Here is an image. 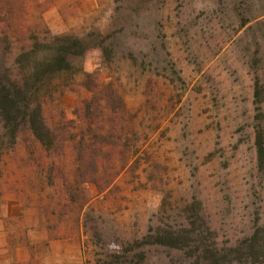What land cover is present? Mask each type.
I'll return each mask as SVG.
<instances>
[{"label": "rangeland", "instance_id": "obj_1", "mask_svg": "<svg viewBox=\"0 0 264 264\" xmlns=\"http://www.w3.org/2000/svg\"><path fill=\"white\" fill-rule=\"evenodd\" d=\"M36 1L38 36L89 37L78 65L122 97L132 155L104 191L70 195L47 178L67 150H36L38 175L29 140L0 128V264H264L249 246L264 226V36L258 49L237 8L258 0ZM90 95L43 100L45 120L84 128Z\"/></svg>", "mask_w": 264, "mask_h": 264}, {"label": "trees", "instance_id": "obj_2", "mask_svg": "<svg viewBox=\"0 0 264 264\" xmlns=\"http://www.w3.org/2000/svg\"><path fill=\"white\" fill-rule=\"evenodd\" d=\"M237 8L239 17L250 13L240 25L253 21L249 28H254L259 49V39L264 36V0L253 5L238 3ZM45 9L36 0H0V128L3 137L8 136L14 146L29 140L34 150L28 152V157L35 163L36 174L46 175L44 157L36 150L65 149L70 160H52L47 178L56 171L70 195H74L76 184L78 192L83 191L84 195L88 185L102 192L131 159L132 149L124 144L121 124L126 118L125 106L111 83L96 80L94 73H86L78 65V57L89 48V37L51 34L45 28L42 36L36 34ZM30 17L39 22L31 26ZM14 42L18 44L16 54ZM67 75L71 79L64 80ZM76 86L91 94L74 109L78 119L83 112L85 127L74 121H70L71 127L61 121L50 126L44 117V101L54 95L73 93ZM261 89L264 92V86L255 81L256 96ZM1 147L2 142L0 158ZM251 241L253 255L264 253V226L254 232Z\"/></svg>", "mask_w": 264, "mask_h": 264}]
</instances>
